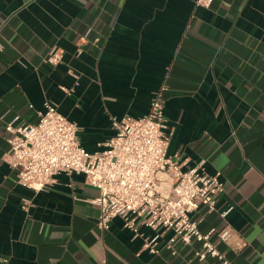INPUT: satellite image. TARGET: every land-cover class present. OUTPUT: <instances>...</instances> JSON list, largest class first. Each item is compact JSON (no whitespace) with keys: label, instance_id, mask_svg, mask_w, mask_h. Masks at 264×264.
I'll return each mask as SVG.
<instances>
[{"label":"crops","instance_id":"0c3cea01","mask_svg":"<svg viewBox=\"0 0 264 264\" xmlns=\"http://www.w3.org/2000/svg\"><path fill=\"white\" fill-rule=\"evenodd\" d=\"M53 45L57 65L45 61ZM163 83L168 153L184 170L220 172L218 207L231 209L201 205L193 219L235 229L238 250L212 236L230 264H264V0H0V264H220L196 257L197 241L173 253L172 230L152 253L145 225L136 235L115 217L101 228L84 174L34 191L5 160L7 123H37L47 100L102 151L113 117L146 114Z\"/></svg>","mask_w":264,"mask_h":264},{"label":"built area","instance_id":"2783aa9c","mask_svg":"<svg viewBox=\"0 0 264 264\" xmlns=\"http://www.w3.org/2000/svg\"><path fill=\"white\" fill-rule=\"evenodd\" d=\"M212 2L196 0L204 7H210ZM63 59L64 50L53 45L45 61L57 65ZM167 89L163 83L154 92L146 114L113 117L115 134L102 151L87 150L78 140L76 123L47 100L37 123L16 124L18 117L7 123L11 136L5 160L16 171L17 181L34 191L49 189L58 174H84L86 181L99 189V195L90 200L100 207L98 225L108 229L115 217H121L136 235L141 225L155 230L156 234L144 242L152 253L159 252L162 233L172 230L167 246L173 253L178 241H197L201 246L195 251L196 257H213L220 264H230L212 236L217 235L238 250L245 242L236 238L235 229L226 225L203 231L191 214L203 205L209 212L218 211L225 217L231 209L218 207L225 182L220 172L184 170L178 157L168 153Z\"/></svg>","mask_w":264,"mask_h":264}]
</instances>
